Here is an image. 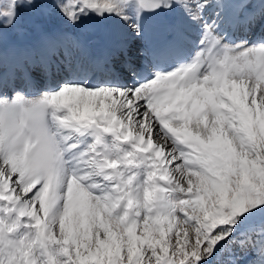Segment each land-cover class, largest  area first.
I'll list each match as a JSON object with an SVG mask.
<instances>
[{
	"label": "snow or ice",
	"instance_id": "6c2138e0",
	"mask_svg": "<svg viewBox=\"0 0 264 264\" xmlns=\"http://www.w3.org/2000/svg\"><path fill=\"white\" fill-rule=\"evenodd\" d=\"M0 264H264V0L0 3Z\"/></svg>",
	"mask_w": 264,
	"mask_h": 264
},
{
	"label": "bare ground",
	"instance_id": "6f19581e",
	"mask_svg": "<svg viewBox=\"0 0 264 264\" xmlns=\"http://www.w3.org/2000/svg\"><path fill=\"white\" fill-rule=\"evenodd\" d=\"M31 22H33V21H31ZM25 24H26V22H25ZM20 27H24V28L22 30H20V29H18V30L16 29L15 31L12 30L11 34H10V32H8L6 34V39L9 43L20 42L21 40L26 38L27 32L31 30V26L29 25L28 27H25L24 23L20 24Z\"/></svg>",
	"mask_w": 264,
	"mask_h": 264
},
{
	"label": "rangeland",
	"instance_id": "374dc122",
	"mask_svg": "<svg viewBox=\"0 0 264 264\" xmlns=\"http://www.w3.org/2000/svg\"><path fill=\"white\" fill-rule=\"evenodd\" d=\"M3 2H4V0H0V3H3ZM22 13L23 14H22V18H21L20 24L24 23L25 27H28L29 25L31 26L32 23L34 22V20L36 19L35 16L33 14H31V13H24L23 10H22ZM31 21H33V22H31ZM25 22H26V24H25ZM20 24L18 25V28L20 27ZM18 28H17V30H18ZM9 32L11 34L12 31H9Z\"/></svg>",
	"mask_w": 264,
	"mask_h": 264
}]
</instances>
